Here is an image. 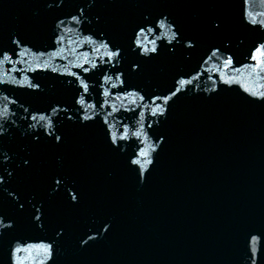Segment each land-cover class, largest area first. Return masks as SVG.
I'll return each instance as SVG.
<instances>
[{"label": "water", "instance_id": "obj_1", "mask_svg": "<svg viewBox=\"0 0 264 264\" xmlns=\"http://www.w3.org/2000/svg\"><path fill=\"white\" fill-rule=\"evenodd\" d=\"M90 2L67 0L66 6L49 10L40 0H0V37L4 46L14 47L9 44L8 37L17 34L32 49L23 58L13 57L14 60L20 59L21 63H5L0 71L12 67L34 68L38 63L49 60L51 52L63 49L60 57L51 58L48 71L12 72L8 77L9 80L28 77L31 82H38L40 90L37 92L12 83L0 85V125L8 130L0 142V150L13 157L15 164L33 151L25 130L32 133L41 129L27 128L28 123L33 122L25 119L28 113L24 108L31 112L33 108L46 107L56 101L61 102L62 107L70 104L76 84L69 85L68 81L73 77L61 75L67 71L90 77L86 81L90 91L85 98L91 103L102 102L105 98L98 93L109 90L113 96L107 98L108 103L121 109L114 114L115 119L109 118L116 125L114 130H118V135L122 132V125L118 122L121 119L130 128L129 140L119 142L121 155L101 160L96 165L91 159L73 151L81 143L80 136L75 133L70 135L68 149L43 153V159L65 174L69 184L75 181L85 194V211L71 222L68 235L61 241L58 264H252L249 260V232L258 236L255 264H264V236L260 235L264 232V102H249L252 97L243 91L244 86L256 89L264 85V80H258L250 75V70L242 67L244 63H251L246 60L249 48L253 41L264 37V32H250L243 26L242 0H219L205 6H148L141 9L119 7L110 0H98L95 7L88 10L87 3ZM78 6L85 7L87 12V18L80 25L71 23L68 15L75 13ZM249 10L264 11V4L260 0H252ZM141 11L170 13L171 18L177 19L188 32L194 31L204 18H222L235 53L233 67L238 69H219L225 79L232 78V83L226 85L220 83L217 62L209 61L203 65L200 70L207 71L194 82V94L180 100L163 124H157V118L151 117L147 109L138 107L137 113H145L142 123L149 136L145 143L131 136V131L140 128L141 124L130 112L123 111L125 107H135L131 103L133 98H114L120 89L104 84L102 71L112 76L111 83L115 84L118 83L115 70L102 63L104 50L94 52L92 49L98 45L84 42L85 36L98 39L95 34L105 32L126 47L131 26L138 22ZM97 16L100 17L99 22ZM57 17L66 21L62 30L55 27ZM89 19L92 21L90 24L87 22ZM118 21L125 22L122 28ZM54 32L63 37V44H52L50 38ZM38 51L46 53L39 60L33 56ZM84 53L100 65L88 74L74 67L84 63ZM125 55L127 59L121 65L123 68L135 59L129 52ZM200 55L201 51L197 50L190 58H181L179 67L185 70L196 67ZM159 66L157 63L149 65L153 69L151 75L133 82L149 88L167 87L171 83L170 78L156 76ZM51 67H55L57 72H51ZM213 87L218 89L216 93L209 91ZM5 107L6 113L3 111ZM97 111L103 117L111 108L100 109L97 106ZM149 123L152 124L151 129L148 128ZM158 133H164L168 142L162 151L157 148L158 157L156 153L151 154L155 167L149 166L151 175L143 185H139L135 173L128 170L124 156L131 155L138 148L155 146ZM58 158H62V168L57 164ZM0 162H5L2 156ZM6 166L10 168L12 162H6ZM10 189H15L20 202L26 204L25 215L31 211L28 200L34 196L37 200L47 199L41 186L26 178L14 181ZM5 196L4 207L0 210L15 217L18 205L13 206V196ZM105 224L111 226L106 234L102 230ZM55 226L50 225L45 230L31 228L24 223L18 225L0 242V264H7L8 240L19 237L25 243H40L35 238L51 236ZM97 229L101 230L103 239L86 251L79 250L77 239L85 232L95 234ZM0 232L7 230L0 227ZM31 255L33 258L37 256L35 252ZM25 264H32V261L26 260Z\"/></svg>", "mask_w": 264, "mask_h": 264}, {"label": "snow or ice", "instance_id": "obj_2", "mask_svg": "<svg viewBox=\"0 0 264 264\" xmlns=\"http://www.w3.org/2000/svg\"><path fill=\"white\" fill-rule=\"evenodd\" d=\"M110 2L119 7H132L141 9L145 7L159 8L161 6H205L208 4L218 3L219 0H110ZM252 0H242L241 6V23L250 32H264V11L253 12L249 10V5ZM264 4V0H260ZM47 9H60L66 6L67 0H40ZM98 0H91L87 3V9L91 10L95 7ZM70 22L76 25L83 23L87 18L85 7L78 6L75 13H69ZM99 22L100 17H96ZM90 24L92 21L89 19ZM118 26L121 28L125 22L118 21ZM66 26V21L56 18L55 27L61 29ZM98 39H93L92 36H85L84 42L87 44L98 45L92 51L100 52L104 50L102 63L108 64L110 69H114L115 80L118 83H111L112 76L107 75L102 71L103 83L108 84L110 88H119L120 92L116 93L115 99H126L132 97V105L135 107H125L123 111L130 112L132 117L137 118L136 122L141 124V127L131 131V136L135 137L140 143H145L148 140V133L143 128L145 120L144 111L137 113L136 109L142 107L148 110L151 117H155L157 124H163L169 118L172 108L183 98L194 94V82L198 81L207 69H202L203 65L209 61L218 63L217 75L220 83L230 85L232 78L225 79L220 74L219 69H235L234 57L232 51L231 38L228 34L225 21L220 17H208L200 20L194 31L188 32L182 24L175 18H171L170 13L159 11L153 13L140 12V19L131 26V34L127 36V43L122 45L118 43L116 38L108 33L102 32L95 34ZM52 44H63V37L54 32L50 38ZM217 41H219L217 43ZM8 42L14 47H6L3 43V38L0 37V70L4 68L5 63L15 65L21 63L20 59L14 60L13 57L23 58L32 49L27 46V42L22 38H18L17 34H11L8 37ZM244 43L243 40L240 41ZM200 50V62L196 67L190 70H185L179 67L178 61L181 58H190L194 51ZM63 49L53 51L49 54L50 59L45 60L43 64H37L34 68H8L0 71V85L9 83L15 84L18 87H28L34 92L40 90V84L33 83L28 77L22 80H16L14 77L9 80L12 72L31 71L45 72L49 70L51 58L60 57ZM125 52L131 53L135 59L131 60L126 68L121 67L122 63L127 59ZM46 53L38 51L33 53L34 59L39 60ZM97 59H100L97 57ZM246 60L251 63H244L242 67L250 70V75H254L258 80H264V37L252 42L251 47L246 56ZM157 63L161 66L158 68L156 75L160 79L170 78L171 83L167 87L161 88L153 86L149 88L147 85L134 83L137 78L149 77L153 69L149 67ZM81 70L82 73L88 74L90 71L100 67L97 63L91 60L88 53H84V63L74 65ZM51 72L56 73L57 69L51 67ZM95 73L93 72V75ZM61 75L73 77L68 81L69 85L74 82L76 87L72 89V101L67 106L62 107L61 102L56 101L49 103L46 107L33 108L31 112L28 108H24V112L28 113L25 119L33 123H28V129H36L39 127L41 131L28 133L27 139L33 146V151L20 158V163L15 164L14 158L8 156L6 152L0 150V156L5 162H0V209H3L6 196H13L17 215H5L0 210V227L7 232H0V242L3 238L16 229L18 225L24 223L31 228H39L47 230L50 225H56L52 228V235L49 237H36L40 243H25L19 237H13L8 240L7 264H25L26 260H31L32 264H58L60 258V243L68 235L71 222L81 213L85 211V194L73 181L69 184L66 175L58 168L52 167L48 161L42 158L43 153L54 152L56 150L68 149L70 145V135L78 134L81 138V143L74 147L73 151L82 157L89 158L96 165L99 161L110 157L121 155L122 145L119 142L129 140L130 128L121 119L118 121L122 125V132L118 135V130H114L116 125L110 121V117L115 119L114 114L121 111L114 104L108 103L109 97L113 94L109 90H104L98 95H102L105 99L91 103L86 100V95L89 93V84L86 82L90 77L82 76L78 72L67 71ZM211 79V77H209ZM148 83H151L149 79ZM216 81H213L215 84ZM103 87V85H101ZM264 85L256 89L243 87V91L248 96L252 97L251 103L257 101L264 102ZM131 89V90H129ZM211 93H216L218 89L213 87L209 90ZM8 99V97H4ZM209 99L211 97H208ZM137 100L140 102L137 104ZM15 103V101H10ZM97 106L100 109L111 108V111L105 112L103 117L97 111ZM91 110V112L89 111ZM7 112V107L3 110ZM14 115V113H13ZM55 118V119H54ZM163 118V119H160ZM148 128H152V124H148ZM7 129L0 125V142L3 141L7 134ZM168 137L164 133H158L155 146L149 145L145 148H138L131 155L124 156L125 164L128 170L135 173L136 181L139 185H143L151 175V168L155 167V160L151 158L152 153H156L157 157L163 146L167 144ZM62 158H58L57 164L60 168ZM6 162H12L9 168ZM22 173L24 174L22 177ZM111 175V173H108ZM147 174V175H146ZM26 178L38 183L42 190L47 194V199L37 200L33 197L28 200L27 204L31 205V211L25 215L26 204L20 202V195L15 189H10V185L14 181ZM12 203V201H8ZM8 220V223H4ZM63 221V222H61ZM110 225H102L103 233L110 231ZM260 235L264 236V232ZM250 237V252L249 260L255 264L257 248L256 242L258 236L248 233ZM29 239H33L30 237ZM103 239L101 230L97 229L95 234L85 232L77 241L76 246L81 251L93 247L99 240ZM13 240L16 242L13 243ZM35 252L37 256L32 257L31 253ZM20 253H28V256L22 257Z\"/></svg>", "mask_w": 264, "mask_h": 264}]
</instances>
